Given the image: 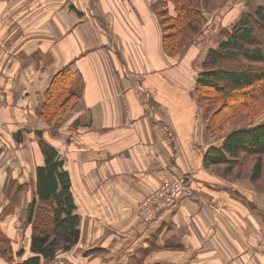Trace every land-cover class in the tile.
I'll list each match as a JSON object with an SVG mask.
<instances>
[{
  "label": "crops",
  "instance_id": "crops-1",
  "mask_svg": "<svg viewBox=\"0 0 264 264\" xmlns=\"http://www.w3.org/2000/svg\"><path fill=\"white\" fill-rule=\"evenodd\" d=\"M157 1L0 0V215L15 205L0 226L16 254L30 240L22 223L44 163L36 134L43 131L65 159L81 218L75 248L46 264H133V256L141 264H264V192L205 166L204 153L219 142L186 68L202 65L209 30L225 26L218 14L236 5L217 9L192 47L172 58ZM65 66L77 75L80 99L63 129H52L38 107ZM180 175L191 195L144 222L139 202ZM14 182L28 185L18 200Z\"/></svg>",
  "mask_w": 264,
  "mask_h": 264
},
{
  "label": "trees",
  "instance_id": "trees-1",
  "mask_svg": "<svg viewBox=\"0 0 264 264\" xmlns=\"http://www.w3.org/2000/svg\"><path fill=\"white\" fill-rule=\"evenodd\" d=\"M212 1L159 0L153 4L162 25V44L167 55L183 53L186 43L200 33L207 19L205 10ZM220 35L223 40L208 50L202 62L194 95L203 110L209 135H218L233 115L245 118L248 123L229 131L218 146L212 145L204 153V164L223 165V171L217 173L222 178L231 175L236 166L241 169L250 164L249 169L243 168V173L257 190L264 191V120L257 121L264 113V5L241 12L231 27H221ZM76 78V73L65 66L54 74L44 90L38 115L49 128L63 129L64 115L80 99V93L74 89ZM235 97L242 100L235 103ZM228 100L233 103L226 104ZM224 107L228 110L222 112ZM36 134L44 163L36 166L32 198L22 223L31 231L27 253L22 248L16 254L12 237L0 226V254L4 264H46L59 252L74 249L81 238V218L65 159L44 137L43 131ZM15 137L22 141L23 132L17 131ZM237 175L242 178L240 172ZM14 184L12 198L18 200L28 185ZM14 208L11 201L1 218ZM135 260L133 256L130 262L141 264L138 257Z\"/></svg>",
  "mask_w": 264,
  "mask_h": 264
},
{
  "label": "rangeland",
  "instance_id": "rangeland-1",
  "mask_svg": "<svg viewBox=\"0 0 264 264\" xmlns=\"http://www.w3.org/2000/svg\"><path fill=\"white\" fill-rule=\"evenodd\" d=\"M235 1L236 0H213L210 5L208 6L207 10H205V15L207 17L206 21L204 22L203 26L201 27V31L199 34H197L196 36H194L193 38H191V40H189L187 43H186V48L184 49V51L187 49V47L192 44L194 41H196V39L199 37V35L203 32V30L206 28V27H210V23H209V19L212 17L213 14H215L214 12L219 9V8H224V7H227L228 5H231V3H233L234 5H236L235 7H231L226 13V15H222V14H218L220 15L219 16V21H220V24L221 25H225L223 27H231L233 21L240 15L241 12L243 11H246V10H254L255 8H258L259 6H263L264 5V0H241L240 2L236 3L235 4ZM230 2V3H229ZM170 6L174 9V5L171 3ZM231 11H236L234 15V19L233 20H226V17L227 15H229L231 13ZM224 22H226V24H224ZM220 30H221V27L219 26V29L215 30L214 28L213 29H210L209 30V35L211 37L209 38H206L205 39V42L207 43V46H209L210 48L211 47H216L218 46L219 42L221 40H223L224 37H221L220 35ZM192 45L189 46V48H191ZM166 54V53H165ZM182 54V53H181ZM181 54H177V55H172V56H169V57H179V55ZM198 55V54H197ZM194 59V57H193ZM195 63V62H194ZM193 67H191L190 65L187 66V71L189 72V74L191 75V81L192 82H195V86H196V80H197V77L199 75V73L203 70V66H197L195 67V64L192 65ZM199 70V71H198ZM195 89V88H194ZM238 95V94H236ZM195 96V95H194ZM196 99V97H195ZM242 100L241 97L237 98L235 97V99L233 100V102L235 103H238ZM197 101V100H196ZM231 100H228V102L226 104H232L233 103ZM197 104L199 105L200 109H201V115L203 117V110L201 108V105L199 104V102L197 101ZM228 110L227 107H224L223 110H221L222 112ZM204 119V117H203ZM205 120V119H204ZM256 120V119H255ZM264 120V113L259 117L257 118V121H262ZM206 122V120H205ZM207 123V122H206ZM248 122L245 120V118L241 117V116H237V115H233L231 116L230 118L227 119L226 123H225V127L224 129L221 130V132L218 133V135L214 136V135H210L211 138L214 140V141H218L219 143L222 142L223 140V137L229 132L231 131L232 129L236 128V127H239V126H244L246 125ZM49 129V128H47ZM46 129V130H47ZM206 166V165H205ZM248 167V169L250 168V164L248 166H244L243 168H246ZM210 168H212L213 170H215L216 173H218V170L221 172L223 171L224 169V166L223 165H213L211 166ZM243 168H238L237 166L233 169L234 171H232L233 173L229 176H227L226 178H223L224 180H227V181H235V180H238V179H247L248 178L245 176V174L243 173ZM238 172L241 173V177L238 176ZM218 175V174H217ZM219 176V175H218ZM175 177V176H173ZM179 177V176H178ZM180 177H184L182 175H180ZM222 178V177H221ZM231 178V179H230ZM230 179V180H229ZM177 187L173 184V185H170V188H169V192H173V191H176L177 192ZM259 192H264L262 189L259 190ZM183 198H187L186 197H182L181 199ZM177 204V203H176ZM139 212V211H138ZM140 215V214H139ZM141 217V216H140Z\"/></svg>",
  "mask_w": 264,
  "mask_h": 264
},
{
  "label": "built area",
  "instance_id": "built-area-1",
  "mask_svg": "<svg viewBox=\"0 0 264 264\" xmlns=\"http://www.w3.org/2000/svg\"><path fill=\"white\" fill-rule=\"evenodd\" d=\"M12 1V0H9ZM175 185L177 192H169L170 185ZM191 195L188 179L184 177L166 178L161 184L138 204L137 209L141 218L145 221L160 218L166 207L173 206L182 197Z\"/></svg>",
  "mask_w": 264,
  "mask_h": 264
},
{
  "label": "bare ground",
  "instance_id": "bare-ground-1",
  "mask_svg": "<svg viewBox=\"0 0 264 264\" xmlns=\"http://www.w3.org/2000/svg\"><path fill=\"white\" fill-rule=\"evenodd\" d=\"M184 197H186V196H184ZM180 200H181V199H180ZM180 200H178L176 203H178ZM176 203H175L173 206H171V207H166V208H165V211L168 210V209H170V208H172V207H174V206L176 205ZM165 211H164V212H165ZM164 212H163V213H164Z\"/></svg>",
  "mask_w": 264,
  "mask_h": 264
}]
</instances>
